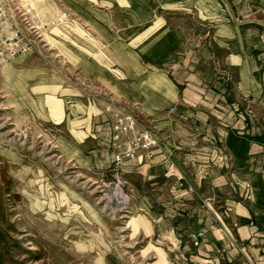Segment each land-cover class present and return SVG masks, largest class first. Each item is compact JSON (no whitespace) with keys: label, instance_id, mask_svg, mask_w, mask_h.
Returning a JSON list of instances; mask_svg holds the SVG:
<instances>
[{"label":"rangeland","instance_id":"obj_1","mask_svg":"<svg viewBox=\"0 0 264 264\" xmlns=\"http://www.w3.org/2000/svg\"><path fill=\"white\" fill-rule=\"evenodd\" d=\"M32 4L42 39L0 59V264H196L154 235L137 189L112 169V114L134 111L106 94L120 96L126 56L108 44L126 42L128 13H144L147 34L155 27L164 48L175 39L186 46L241 15L264 14V0ZM90 12L97 21L75 16Z\"/></svg>","mask_w":264,"mask_h":264},{"label":"crops","instance_id":"obj_2","mask_svg":"<svg viewBox=\"0 0 264 264\" xmlns=\"http://www.w3.org/2000/svg\"><path fill=\"white\" fill-rule=\"evenodd\" d=\"M75 16L98 20L91 12ZM122 19L126 42L108 44L126 54L121 94L108 87L106 94L127 103L160 144L117 164L127 137L108 125L113 171L137 189L154 235L182 247L186 259L264 264V14L165 48L155 27L147 34L144 13Z\"/></svg>","mask_w":264,"mask_h":264},{"label":"built area","instance_id":"obj_3","mask_svg":"<svg viewBox=\"0 0 264 264\" xmlns=\"http://www.w3.org/2000/svg\"><path fill=\"white\" fill-rule=\"evenodd\" d=\"M67 14L64 11L60 21ZM41 28L32 0H0V59L8 61L32 48L38 38L42 39ZM110 125L115 137H127L126 147L115 153L117 164L135 158L138 151H150L160 144L153 129L141 125L137 116L125 108L112 114Z\"/></svg>","mask_w":264,"mask_h":264},{"label":"bare ground","instance_id":"obj_4","mask_svg":"<svg viewBox=\"0 0 264 264\" xmlns=\"http://www.w3.org/2000/svg\"><path fill=\"white\" fill-rule=\"evenodd\" d=\"M2 60V59H1Z\"/></svg>","mask_w":264,"mask_h":264}]
</instances>
